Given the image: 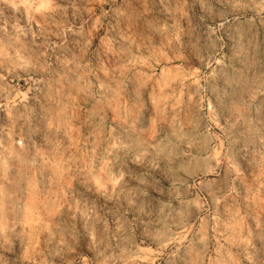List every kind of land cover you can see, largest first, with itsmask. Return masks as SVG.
<instances>
[{
	"label": "clouds",
	"instance_id": "1",
	"mask_svg": "<svg viewBox=\"0 0 264 264\" xmlns=\"http://www.w3.org/2000/svg\"><path fill=\"white\" fill-rule=\"evenodd\" d=\"M111 11L102 53L81 0H0V264H132L152 244L164 264H264V0ZM67 34L78 51L49 39ZM180 52L199 70L192 102L156 72ZM188 214L202 228L175 233Z\"/></svg>",
	"mask_w": 264,
	"mask_h": 264
},
{
	"label": "rangeland",
	"instance_id": "2",
	"mask_svg": "<svg viewBox=\"0 0 264 264\" xmlns=\"http://www.w3.org/2000/svg\"><path fill=\"white\" fill-rule=\"evenodd\" d=\"M121 6V0H115L113 3V0H108L107 3H101V0H81V7L84 9L83 12V20L87 21V24L85 27L87 28L89 32V36L91 39V45L94 48H98L102 53L106 51L108 47L111 45L109 44L108 39H106L105 34L109 32V23L111 22V25H116V20L113 18V12L111 9H114L116 7ZM102 12H107V17H104L101 15ZM91 17V18H89ZM80 23V21H77V24ZM120 27H124L123 24L120 25ZM50 41L56 45H60L61 39L64 40L65 44L67 45V48L73 52L78 51V47L76 45L77 37L73 36L72 34H67L66 37L59 38L55 35L49 37ZM212 42L209 41V44ZM195 46V45H194ZM136 46H133V53H136ZM143 52V55L140 56L141 64L138 65V70L144 71L151 75L150 69L145 64V61H147L148 64H152L153 62L148 60V57L152 55L151 52L145 51L141 49ZM197 51L199 49L197 48ZM105 60H108V55H105ZM184 60V54L182 52L177 53L174 58L166 57L163 61L156 60L155 64L159 65L156 67V72L159 75L160 78L164 80V82L167 84V88L165 91L169 96L175 95L180 102L188 101L192 102L194 100H197L198 97L194 95L196 90V79L198 78V72L199 70L196 68L186 67L185 64L181 63V61ZM126 63V62H125ZM110 66L116 67L115 62H110ZM69 67H72V65H69ZM121 68L124 67V65H120ZM204 71L206 73H211L212 69L209 62L205 63ZM89 79L91 77L89 76ZM191 81V88L190 90H186L185 84ZM17 83V82H13ZM20 85V95L23 94V92L27 89L28 85L25 83L23 79H20L18 81ZM155 83V81H153ZM157 91H160V85L159 83H156ZM79 127V125L74 122L73 126L69 129V136H65V141L68 145H71L76 140V129ZM215 155H219L218 152L214 153ZM225 172H226V166H225ZM224 173H222L223 175ZM212 177H210L211 179ZM215 191L218 194H223L222 198L218 201L220 205V212H221V219L225 223L232 222V210L230 209V197L228 196L229 187L226 186L224 183H220L218 186H213ZM196 189L192 190V196H196ZM201 196H208V191L205 189L204 192L200 193ZM262 197H264V192L261 193ZM211 197H209L210 199ZM193 204H197L198 201L193 199ZM184 222L183 225L180 226H174L173 231L177 234L180 232H183L185 229H188L190 231H196L197 229L202 228V218L197 219L194 216H191L190 214L186 215L183 218ZM223 242V241H222ZM171 248H169V251ZM233 251H235V248H233ZM212 255H215L213 252ZM164 256L159 254V251L156 247V245H142V256L139 260L132 262V264H164L165 261ZM205 264H207V258L205 260Z\"/></svg>",
	"mask_w": 264,
	"mask_h": 264
}]
</instances>
